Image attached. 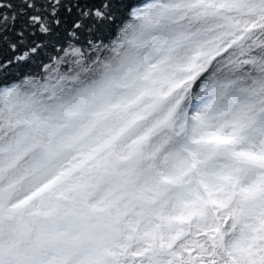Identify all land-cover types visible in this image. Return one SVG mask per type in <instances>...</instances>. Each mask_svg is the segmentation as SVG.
<instances>
[{
  "label": "snow or ice",
  "instance_id": "obj_1",
  "mask_svg": "<svg viewBox=\"0 0 264 264\" xmlns=\"http://www.w3.org/2000/svg\"><path fill=\"white\" fill-rule=\"evenodd\" d=\"M0 264H264V0H0Z\"/></svg>",
  "mask_w": 264,
  "mask_h": 264
}]
</instances>
